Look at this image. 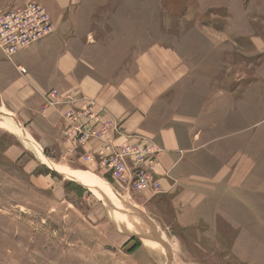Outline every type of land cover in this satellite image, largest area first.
Masks as SVG:
<instances>
[{
  "label": "rangeland",
  "instance_id": "374dc122",
  "mask_svg": "<svg viewBox=\"0 0 264 264\" xmlns=\"http://www.w3.org/2000/svg\"><path fill=\"white\" fill-rule=\"evenodd\" d=\"M95 1L102 0L69 2L81 14ZM107 1L96 7L99 19L118 10L113 22L123 14L132 23L135 14L143 39L153 35L149 43L175 47L192 69L188 78L208 83L182 87L184 109L187 97L199 110L221 97L210 118L217 142L199 158L216 172L206 190H213L222 227L214 245L190 247L212 257L174 255L170 263L167 235H187L174 229L169 201L152 197L159 191L126 188L109 173L95 181L72 177L38 135L0 108V264H264V0ZM207 121L200 120V132H208Z\"/></svg>",
  "mask_w": 264,
  "mask_h": 264
},
{
  "label": "crops",
  "instance_id": "0c3cea01",
  "mask_svg": "<svg viewBox=\"0 0 264 264\" xmlns=\"http://www.w3.org/2000/svg\"><path fill=\"white\" fill-rule=\"evenodd\" d=\"M22 1L18 5L17 0L15 6H23ZM43 1L56 28L43 40L19 51L12 60L0 51V108L18 117L28 133L38 135L56 165L65 167L72 177L95 181L109 173L96 158L86 159L88 154L101 149L104 141L77 143L73 135H68L64 112L68 105H46L45 97L55 88L90 97L105 109L103 121L116 119L123 130L110 134L116 145L127 139L159 144L162 152L152 171L161 188L152 197L169 201L176 214L174 229L187 235L179 238V234H173L174 238H170L168 227L161 224L168 234L167 244L172 246L167 250L168 261L171 263L174 255L181 256L179 261L195 260L196 255L212 257L205 249L196 254L190 247L202 246L206 241L214 245L215 230L222 227L217 216L220 211L216 214L217 206L212 201L213 190H206L207 185L213 186L217 175L214 170L208 171L207 163L199 158L205 150H214L217 142L212 135L216 127L210 118L221 97H213L212 104L200 110L198 103H192L196 100L191 101L194 97H187L191 98L189 108L184 109L182 87H205L208 83L188 78L192 69L175 47L149 43L153 35L143 39L135 14L132 23L123 14L113 22L118 10L102 19L95 13L105 0L87 5L89 9L81 14H77L70 0ZM0 6L9 7L1 3ZM251 11L245 8L247 21ZM248 31L253 33V29ZM205 119H209L210 125L207 134L200 132L202 127L198 126ZM82 166L86 174L80 170ZM156 256L161 258L158 253Z\"/></svg>",
  "mask_w": 264,
  "mask_h": 264
},
{
  "label": "built area",
  "instance_id": "2783aa9c",
  "mask_svg": "<svg viewBox=\"0 0 264 264\" xmlns=\"http://www.w3.org/2000/svg\"><path fill=\"white\" fill-rule=\"evenodd\" d=\"M54 28L49 12L39 1L0 9V50L12 59L22 49L43 40ZM45 98L47 106L68 105L64 111L69 127L68 135H73L77 143L93 139L104 141L101 149L86 156L87 160H99L111 177L129 189L140 192L150 188L158 190L160 182L154 179L152 169L162 152L159 144L127 139L116 146L110 134L112 131L123 133L122 125L116 119L103 121L102 112L105 109H101L86 95H78L74 91L61 92L55 88ZM82 102L84 104L80 106Z\"/></svg>",
  "mask_w": 264,
  "mask_h": 264
}]
</instances>
